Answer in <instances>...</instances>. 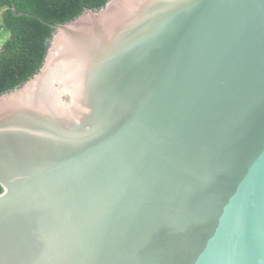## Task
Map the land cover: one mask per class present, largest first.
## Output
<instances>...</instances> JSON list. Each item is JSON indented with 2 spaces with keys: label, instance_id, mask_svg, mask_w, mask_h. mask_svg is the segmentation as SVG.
Returning a JSON list of instances; mask_svg holds the SVG:
<instances>
[{
  "label": "water",
  "instance_id": "obj_1",
  "mask_svg": "<svg viewBox=\"0 0 264 264\" xmlns=\"http://www.w3.org/2000/svg\"><path fill=\"white\" fill-rule=\"evenodd\" d=\"M33 16L54 32L0 95V264H264V0Z\"/></svg>",
  "mask_w": 264,
  "mask_h": 264
},
{
  "label": "trees",
  "instance_id": "obj_2",
  "mask_svg": "<svg viewBox=\"0 0 264 264\" xmlns=\"http://www.w3.org/2000/svg\"><path fill=\"white\" fill-rule=\"evenodd\" d=\"M109 1L0 0L3 9L0 29L9 34L0 49V95L25 83L43 65L54 28L33 15L52 23H67L85 9H100ZM14 6L21 15H15Z\"/></svg>",
  "mask_w": 264,
  "mask_h": 264
},
{
  "label": "rangeland",
  "instance_id": "obj_3",
  "mask_svg": "<svg viewBox=\"0 0 264 264\" xmlns=\"http://www.w3.org/2000/svg\"><path fill=\"white\" fill-rule=\"evenodd\" d=\"M2 11L3 9H0V20L2 18ZM9 34L5 33L3 30L0 29V49L2 48L5 40L8 38Z\"/></svg>",
  "mask_w": 264,
  "mask_h": 264
}]
</instances>
